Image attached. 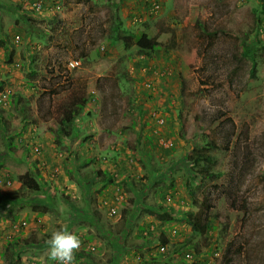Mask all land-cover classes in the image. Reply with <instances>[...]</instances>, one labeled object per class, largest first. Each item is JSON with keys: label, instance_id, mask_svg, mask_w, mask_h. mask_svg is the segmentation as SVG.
Instances as JSON below:
<instances>
[{"label": "rangeland", "instance_id": "obj_1", "mask_svg": "<svg viewBox=\"0 0 264 264\" xmlns=\"http://www.w3.org/2000/svg\"><path fill=\"white\" fill-rule=\"evenodd\" d=\"M148 1L160 9L148 12ZM29 2L0 0L9 49L0 45V94L8 89L11 100L0 108V194L22 195L18 221L28 222L20 230L0 224V264H55L46 241L61 226L80 236L76 252H87L74 264H179L187 250L202 255L212 246L215 264H227L231 240L244 250L228 264H264V51L252 70L241 42L264 45V0H60L66 17L29 13ZM118 22L123 34L147 32L163 44L153 65L144 66L136 44L112 40ZM71 59L80 65L69 68ZM75 94L87 104L60 140ZM159 137L174 146H160ZM26 140L42 152L32 154ZM208 162L217 177L196 171ZM28 169L44 184L39 193L19 187ZM118 188L127 200L113 215L104 201ZM168 192L180 202L167 204ZM160 204L182 213L164 221ZM151 223L159 229L148 245L141 232ZM15 236L23 238L18 256L5 248Z\"/></svg>", "mask_w": 264, "mask_h": 264}, {"label": "trees", "instance_id": "obj_2", "mask_svg": "<svg viewBox=\"0 0 264 264\" xmlns=\"http://www.w3.org/2000/svg\"><path fill=\"white\" fill-rule=\"evenodd\" d=\"M148 6L147 8L149 9L150 6L152 5L151 2H147ZM261 21V19H260ZM122 23L118 22L117 24H115V26L112 27V30H114V34L112 35V40H118V39H122L125 42V45L127 48L131 47V45L136 44L138 47H140L141 50H143L142 52H144L143 56L146 57L145 55H152L153 50L156 49H161V47H163V44H161L156 38L150 36L147 32H142L138 38H133L134 35L132 34H123L122 32H120V27H121ZM135 39V40H134ZM7 40L4 39H0V45H5L4 43ZM112 41V42H113ZM242 54L244 56H248L249 59L251 60L252 64L254 67H252L251 69L253 70L254 68H256L257 66V59L259 58V55L262 54L259 53L260 51H264V45L261 43V41L259 42V45H254L252 43L248 42V39H242ZM6 49L7 46H4ZM9 50V49H8ZM259 53V54H258ZM4 82L0 81V88L3 87ZM86 95H74V98L72 100H70L67 103V106L64 107L63 111H62V117L60 118V130H59V138L60 140H62L63 137L66 136H70L72 134V127L75 124V121L77 118H79V116H81V111L83 110L84 106L87 104V98L85 97ZM11 101V100H10ZM10 101L8 100V104L10 103ZM160 136V134H159ZM160 138V137H159ZM208 145L210 147L213 148V146H211V143H208ZM173 147V146H172ZM171 148V147H169ZM208 161H210V163L212 164H216V162L218 161L217 159V155L214 153H209L208 154ZM191 158V156H190ZM5 163L3 160H0V171L1 169L4 167ZM199 175H201V177L203 178H207V177H217V175H215L214 170H212L209 166V162L203 164L202 166L198 167L196 170ZM52 178H54L55 175L51 174ZM81 177V175H80ZM101 180L100 181H105V186H107L109 179L111 177V175L105 170L104 172H102L101 174ZM148 176H145L144 179H146ZM18 180L20 182V186L21 188H27L29 191H31V193H39L40 191H42L44 189V184L42 181H40L39 178H37L34 173L31 170H26L22 173H20L18 175ZM94 184H96V182H94V180H87L86 184L88 185V189H91V186ZM91 184V185H90ZM237 184V183H236ZM98 183L96 184V188L97 190H101V186H97ZM131 186H134V183L131 182ZM144 186H146V184H144ZM97 192L96 190H87V192L85 191V194L87 195V193H90V196ZM235 197L237 198V192L235 191ZM169 192L166 194L165 199H166V203L167 204H173L172 202L167 200V196H168ZM115 198V196H114ZM114 198H111V200L113 201V203H115ZM24 197L22 195H19L16 192H3V194H0V219H7V221L9 222H16L19 220V214L17 213V210L21 207L20 202L23 201ZM127 199L126 197L121 200L120 203H116V205L118 204H122L123 202H125ZM136 202V201H135ZM127 207V204H125ZM133 207V205H131V208ZM161 212V218L164 221L168 220L170 221L171 219H174L176 216L178 217L179 215H181L182 212L179 211H172V210H167V208H163L162 205H159ZM106 210L109 212L108 208H106ZM180 210V209H179ZM147 211L152 212V208L147 209ZM181 211V210H180ZM110 213V212H109ZM174 213V214H173ZM176 214V215H175ZM188 214V213H187ZM186 216V215H185ZM188 216L191 217V215L189 214ZM128 210L127 208L123 209V213L121 214V218L123 220H127L128 218ZM1 224V223H0ZM151 224L148 225V227H150ZM156 226V225H155ZM144 229H142L141 235L144 239H147V244L149 245L150 243H152V241L150 240V238H154L155 235L158 233V229L159 226H156L155 230L149 232V234H144ZM178 234V233H177ZM152 236V237H150ZM162 238L163 241L165 240V235L160 236ZM23 240V238H22ZM20 236H15L12 237V240H10L9 242L7 241V245L5 246V248L9 251H11L13 253V255L18 256L19 252L18 250H21V242H22ZM150 240V241H149ZM154 242V241H153ZM163 244V242H160ZM188 248H191V246L189 245H185ZM216 246H212L209 247V249L204 250V254H209L211 251H217L216 250ZM88 250V249H87ZM227 259L226 261L228 263H230L233 258L232 255L234 253H242L244 250V246H237V244H235L234 240H231L229 242V245H227ZM90 251V250H89ZM178 251V249H177ZM199 252H196V254H198ZM75 259H79L83 256L87 255V252L85 249H82L78 252H75ZM204 255V256H206ZM14 259V257H13ZM181 262L179 264H204V259L199 258L198 260L192 262V261H187L184 257L180 260ZM11 263H15L17 264V260L15 262H11ZM227 263V264H228ZM19 264V262H18Z\"/></svg>", "mask_w": 264, "mask_h": 264}, {"label": "built area", "instance_id": "obj_3", "mask_svg": "<svg viewBox=\"0 0 264 264\" xmlns=\"http://www.w3.org/2000/svg\"><path fill=\"white\" fill-rule=\"evenodd\" d=\"M47 2L45 0H34L33 3L29 4L30 6H28L30 9H32L33 11H35L37 14H45L46 10L48 9L47 7ZM50 5V4H48ZM52 8V10H60L61 8V5L59 4V2L57 0H54L52 5H50ZM160 9V4L156 1H153L152 5L150 6V8L148 9V12L150 13H153V12H157L158 10ZM49 10V9H48ZM261 30L264 32V26L263 28H261ZM17 38H19V35H17ZM103 49H105L103 47ZM80 59H71L69 61V67L70 68H73V67H77L80 65ZM3 64V58L2 56H0V72H1V66ZM0 80H1V74H0ZM9 90H5L3 93L0 94V106H6V104H8V95H9ZM160 122H163L164 119L163 118H158ZM160 144L165 146V147H171L173 145V141L169 138V139H164V138H161L160 139ZM32 148H33V151L36 153V154H39L41 152V145L39 143H34L32 145ZM58 168L56 167L55 168V171L57 170ZM4 181L3 178H0V182ZM125 198L124 194L118 192L114 198V201L115 203H113L112 200H105L104 203L106 204L110 214H117V205L116 203H120L121 200H123ZM167 199L170 201L172 199V197L169 195L167 197ZM110 201V202H109ZM28 222L23 219L21 221H17V222H12L11 223V228H17L19 229L20 227L22 226H25L27 225ZM155 225H150V227H145L144 229V234H149V232L155 230ZM22 229V228H21ZM20 230V229H19ZM10 233V232H9ZM6 234V239H9L10 238V234ZM178 233V230L176 227H174L171 231V234L173 235H176ZM166 245L164 244H160L159 245V249L161 252H164L166 251ZM97 246L95 243H92V242H89L87 245H86V249L90 250V251H94L96 250ZM76 252V250H75ZM74 252V253H75ZM217 255H218V252H216ZM206 254H196L195 251H192V250H187L184 254V258L187 260V261H196L198 260L199 258L201 259H204V264H215V258H216V255L214 252H210L209 254H207L206 256H204Z\"/></svg>", "mask_w": 264, "mask_h": 264}, {"label": "clouds", "instance_id": "obj_4", "mask_svg": "<svg viewBox=\"0 0 264 264\" xmlns=\"http://www.w3.org/2000/svg\"><path fill=\"white\" fill-rule=\"evenodd\" d=\"M34 1V0H33ZM46 1V0H45ZM54 1V0H53ZM47 2V1H46ZM33 2H29V4H31ZM48 3V2H47ZM53 2H49L48 4L52 5ZM47 4V7L48 9L45 11L46 13L45 14H37L35 11H33L32 9H30L27 5L28 4H25V8L27 9V11L29 13H35L37 15H47L48 13H52V14H55L56 12H58L59 10H52L51 6ZM30 6V5H29ZM3 66L4 64H2L1 66V80L0 81H3L2 79V69H3ZM69 66V64H68ZM78 67V66H77ZM70 68V67H69ZM73 68H76V67H73ZM169 75L171 74V72L168 73ZM165 75V74H163ZM152 83L150 81L147 82V85L150 86ZM9 100V98H8ZM3 107V106H0V108ZM25 136V135H24ZM24 136L21 138V140L23 141L24 139ZM161 138H167V137H160L159 138V144H160V139ZM28 141V140H26ZM30 142L29 146H30V150L32 152V154H36L34 151H33V148H32V145L34 143H38L37 140H31V141H28V143ZM40 144V143H39ZM41 145V144H40ZM160 146H163L160 144ZM174 146V143L173 145ZM171 146V147H172ZM42 147V146H41ZM165 147V146H164ZM41 152H42V149H41ZM40 152V153H41ZM38 155V154H36ZM56 168V167H55ZM55 168L53 171H55ZM58 170V169H57ZM56 170V171H57ZM54 175V174H53ZM0 178H3L4 181L2 182H6L7 179L0 173ZM0 182V183H2ZM120 192L122 194H124L123 191H121L120 188L117 189V192L116 194ZM171 196L172 199L170 200V202H174L175 200L180 202L176 197H175V194L173 192H169L168 196ZM116 196V195H115ZM125 196V194H124ZM167 196V197H168ZM175 198V199H174ZM106 200H111V198H106ZM113 200V199H112ZM168 200V199H167ZM169 201V200H168ZM110 202V201H109ZM183 203V202H182ZM104 205L106 206V204L104 203ZM107 208V206H106ZM119 211L118 209V206H117V212ZM17 222V221H16ZM11 223L12 222H9L6 220V224L10 225L11 226ZM151 225H156L154 223H151ZM157 226V225H156ZM155 226V227H156ZM171 233V232H170ZM12 239V238H11ZM47 243V254H48V257L50 260L54 261L55 264H74V260H75V255H74V252L75 250H77L79 247H80V243H81V240H80V236L78 235V233L76 231H73V230H70L68 227L66 226H61L59 227L58 229L52 231L51 233V236L50 238L46 241ZM94 243V242H92ZM97 246V244H96Z\"/></svg>", "mask_w": 264, "mask_h": 264}, {"label": "crops", "instance_id": "obj_5", "mask_svg": "<svg viewBox=\"0 0 264 264\" xmlns=\"http://www.w3.org/2000/svg\"><path fill=\"white\" fill-rule=\"evenodd\" d=\"M48 3L49 2H52L53 0H46ZM58 2H59V4L61 5V3H60V0H57ZM119 1V0H118ZM58 13H59V17H66V15H67V13H68V11H64V9H63V7H62V5H61V8H60V10L58 11ZM54 15V14H52V13H48L47 15ZM155 52V50H153V52H152V55H145L146 57H144V59H143V61H144V66L145 65H153L154 64V62H153V60H152V58H153V56H155L156 57V53H154ZM160 64L162 65V62H160ZM164 70H166V69H164ZM163 70V71H164ZM146 72H149L150 74H153V71L152 70H145ZM162 71V72H163ZM156 72V71H155ZM162 72L160 73V74H162ZM173 72H174V69L172 70L171 69V75H169L168 76V78H166V77H163V79L165 80V79H167V80H170L172 77H173ZM159 73V72H158ZM167 73V72H166ZM181 202H183V201H181ZM6 220L7 219H1L0 220V223H2V222H6Z\"/></svg>", "mask_w": 264, "mask_h": 264}]
</instances>
